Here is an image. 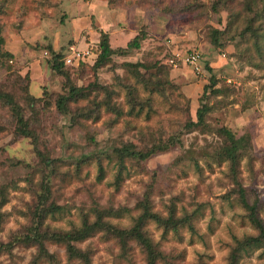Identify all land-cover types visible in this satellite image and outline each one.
Instances as JSON below:
<instances>
[{"label":"rangeland","instance_id":"374dc122","mask_svg":"<svg viewBox=\"0 0 264 264\" xmlns=\"http://www.w3.org/2000/svg\"><path fill=\"white\" fill-rule=\"evenodd\" d=\"M254 4L255 33L243 37ZM0 29V91L12 96L35 136L17 131L0 99V264H33L35 245L16 239L37 224L44 187L47 205L60 210L44 217L43 229L81 228L98 210L127 229L146 200L152 212L188 222L177 231L145 222L163 256L157 264H231L235 240L256 235L240 190L264 223V0H0ZM102 32L114 50L139 32L146 38L139 49L113 55L94 77L93 58L76 69L69 48L95 53ZM216 36L219 47L211 44ZM190 51L201 54L199 72L177 60ZM58 53L62 74L50 68ZM127 63L148 69L139 68V77ZM73 86L81 93L60 111L57 100ZM203 104V124L190 125ZM223 128L243 139L234 167L221 155ZM164 144L145 161L117 152ZM74 245L91 264H147L135 241L123 247L102 230ZM44 246L56 262L38 264H82L67 257L63 243ZM238 255L235 264H264V247Z\"/></svg>","mask_w":264,"mask_h":264},{"label":"trees","instance_id":"16d2710c","mask_svg":"<svg viewBox=\"0 0 264 264\" xmlns=\"http://www.w3.org/2000/svg\"><path fill=\"white\" fill-rule=\"evenodd\" d=\"M255 3V2H254ZM254 10H252V8ZM250 7V13H252V16H250L247 20V25L245 29L243 30L242 34L243 37H246L247 34L255 33L253 24L255 22V18L257 17V13L255 11V4ZM1 31V29H0ZM215 35L224 34V31L219 30H213ZM101 39L99 42V47L96 50L95 53L92 52V48L87 46L89 49V53L91 52L90 56L88 58L82 57L78 60H76L75 64H73L76 69L79 68L82 64L89 63L88 59L93 58L94 64L90 67V69L93 72V76L96 77V72L99 68H101L103 65H105L113 55L119 54L122 56H125L129 51L137 50L141 46V42L146 38V34L139 32L130 42L127 43L126 48H119L117 50H114L110 47L109 41H108V35L104 32L100 34ZM2 43V37L0 35V44ZM211 44L215 47H219L218 44V37L216 36L214 39L211 40ZM8 56L6 53H1V58H5ZM87 60H85V59ZM64 56L61 53L53 54L52 63L50 65V68L52 71L56 72L57 74L63 73V67H64ZM128 67H133L137 76H139L138 69L144 68L148 69L144 64L137 63V64H125ZM84 66V65H83ZM138 66V67H137ZM137 67V69H136ZM139 77H142L141 75ZM91 85H95L93 82L88 83L86 86H83L84 89L89 88ZM82 89L76 88L75 86L71 87L68 91V95L63 94L59 97V99L56 102V105L60 111H65L67 109L66 102L70 99L74 98L77 93H81ZM25 93H28V86L25 88ZM0 99L4 101V103L7 104L9 109L12 112V115L15 119L17 131L25 136L29 137L33 140L35 136L31 133V131L28 129V125L26 123V120L23 117V114L21 113V109L18 104L15 103L12 96H10L7 93H2L0 91ZM209 111V107L206 106V104H203L199 109L196 111L197 116V122L194 124H190L193 126H200L204 122V117L206 113ZM221 136L224 138L226 142V146L221 150V155L228 160L232 166H236L239 158V152L240 149L243 146V139L236 138V136L227 128H223L220 130ZM167 149L166 144L164 145H156L151 147L148 150L145 151H135L131 150L129 146H124L121 149H119L118 156L121 158L122 156H130L132 158H135L137 160L145 161L148 158H150L152 155L159 151H164ZM38 156L40 157V160L47 166L52 165L53 161L48 158L47 156L43 155L41 152H37ZM100 175L102 172L101 167L99 168ZM48 189L47 187H44V191L42 194L39 195V203L36 208V210L33 213L34 219L36 220V225L33 226L34 229L31 231V229L27 232L23 238H17L16 241L23 242V243H32L35 245L37 253L33 258V264H38L40 261L45 262H56V258L53 254H50L46 247L44 246L45 240H54L55 242H60L65 245V251L66 255L69 259H77L82 262V264H91L90 261V255L89 253L81 250L80 248L76 247L74 245L75 241L84 240L87 237H89L92 233H94L97 230L105 231L108 235L114 237L115 239H118L119 242L123 247H125V243L127 240L131 239L135 241L143 250L146 256V262L147 264H157V261L159 259L163 260V256L160 251L154 246L152 241L146 236L143 227L147 220H153L156 222L159 226H161L164 231L171 230V231H177L178 227L182 226L186 220L184 219H176L173 217V214H170L168 217H162L158 213H154L150 209L149 203L145 200L141 202V212L138 215V217L134 220L133 226L127 228V229H121L118 228L107 221L104 220L105 215L108 213L107 211H96L95 219L90 222L87 218H84L82 221V227L81 228H73L69 232H60V231H50L49 229H43L42 226V220L44 217L48 214H53L56 211H59L60 208L58 206H54L53 204L47 205L48 199L47 194ZM240 201L242 206L245 208L247 214L246 217L248 218L249 223L254 227L256 230V235L254 236H243L241 239L235 240V247L233 248L231 254H230V262L231 264H235L238 260V253L242 250H245L246 248H261L264 247V223L262 220L258 217L256 212V205L255 203L249 204L246 200V197L244 195L243 190H240ZM2 203L0 202V206ZM2 221V214L0 212V224ZM189 227L190 224H189ZM3 245H0V251L3 249Z\"/></svg>","mask_w":264,"mask_h":264},{"label":"built area","instance_id":"2783aa9c","mask_svg":"<svg viewBox=\"0 0 264 264\" xmlns=\"http://www.w3.org/2000/svg\"><path fill=\"white\" fill-rule=\"evenodd\" d=\"M72 54V59H80L82 57H86L89 52L86 50L84 52H80V51H76L74 47H70L69 48ZM177 60L185 65V66H189L192 68L193 71L195 72H199L201 70V54L200 52L197 51H190V52H186L185 54L181 55H177ZM67 62L71 63V58L66 57ZM170 64L174 67L177 68V63L176 60L171 59Z\"/></svg>","mask_w":264,"mask_h":264}]
</instances>
